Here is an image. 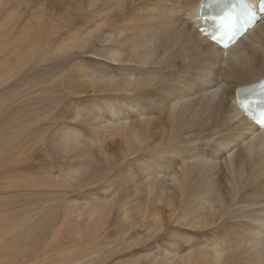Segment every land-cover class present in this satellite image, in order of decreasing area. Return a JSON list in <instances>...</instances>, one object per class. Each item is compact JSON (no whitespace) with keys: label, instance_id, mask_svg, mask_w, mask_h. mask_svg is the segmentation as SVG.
<instances>
[{"label":"bare ground","instance_id":"bare-ground-1","mask_svg":"<svg viewBox=\"0 0 264 264\" xmlns=\"http://www.w3.org/2000/svg\"><path fill=\"white\" fill-rule=\"evenodd\" d=\"M247 1L257 8L260 3ZM120 3L129 12L123 19L135 28L125 27L130 33H123L116 41L118 48L105 54L108 60V55L118 52L116 58L123 67L119 68L120 76L115 72L116 76L110 79V83L116 81L115 85L107 91L105 87L100 89L98 94L103 97L87 111L99 142L87 141L73 128L63 133L65 145L81 149L83 158L95 157L104 166L123 164L132 157L135 164H142L124 169L130 180L123 188V197L128 200L129 210L132 206L131 211L123 207L125 228H131L132 220L126 223L139 196L144 194L141 202L146 200V205L154 207H150L147 219L154 218L161 226L159 231L164 224V210L179 226L216 228L215 238L220 242L214 238V242L204 240L206 244L198 246L193 239L198 253L188 248L189 253L178 264H225L226 257L228 264H264V224L260 228L257 224L264 222V183L256 184L257 180L262 182L258 178L264 174V131L244 117L236 100L249 86L264 80V14L233 47L221 50L199 33L202 24L198 17L205 0L160 1L153 18L147 15V24L136 15L131 0H117ZM35 4L26 3L25 7L62 16L67 13L68 0H35ZM63 25L66 28L70 23ZM112 38L106 30L96 41L104 44ZM88 46L89 41L85 40L83 47ZM84 69L78 75L81 86L97 94L95 80L108 77L104 79L85 66ZM117 137L122 142H115ZM142 153L143 159L137 158ZM140 206L147 211L146 206ZM235 219L248 224L241 229L240 246L228 237L227 228ZM222 221L224 224L218 227ZM92 233L95 229L83 227L77 237ZM96 238L90 241L92 246ZM74 246L72 250L87 252L85 247ZM85 258L70 264H83ZM165 263L171 264L167 260Z\"/></svg>","mask_w":264,"mask_h":264},{"label":"rangeland","instance_id":"rangeland-1","mask_svg":"<svg viewBox=\"0 0 264 264\" xmlns=\"http://www.w3.org/2000/svg\"><path fill=\"white\" fill-rule=\"evenodd\" d=\"M87 1L89 5L85 0H68L67 13L62 16L25 7L26 3L36 5L35 0H0V264H57L62 260L70 264L85 257L83 264H167L166 260L178 264L190 250L198 253L197 243L214 242L216 228L179 226L164 210L159 231L156 220L147 219L154 207L146 205V200L141 202L145 194L139 196L126 223L132 220L131 228H125L123 207L128 208V200L123 188L130 179L124 171L142 164H135L132 157L123 164L104 166L95 157L83 158L81 149L65 145V131L73 128L87 141L99 142L87 111L103 97L98 94L100 89L107 91L115 85V80L110 83L115 72L121 75L118 52L108 55V60L106 52L118 48L116 41L123 33H130L125 27L135 28L123 19L128 11L117 0ZM160 1L131 0V6L147 24V15L153 18ZM64 23L70 25L64 28ZM60 26L64 29L59 30ZM106 30L112 40L97 42ZM85 40L90 46L84 48ZM84 66L108 77L95 80L97 94L86 91L78 80ZM117 138L115 142H122ZM137 158L143 159V153ZM260 176L264 179V174ZM261 177L257 185L264 183ZM230 224L228 237L240 246L241 229L248 224L238 219ZM257 224L260 228L264 222ZM83 227L95 233L79 239ZM76 244L87 252L80 248L74 252L71 246L76 248ZM94 252L97 255H90Z\"/></svg>","mask_w":264,"mask_h":264},{"label":"water","instance_id":"water-1","mask_svg":"<svg viewBox=\"0 0 264 264\" xmlns=\"http://www.w3.org/2000/svg\"><path fill=\"white\" fill-rule=\"evenodd\" d=\"M210 7V1L209 0H205V6L204 9L201 12V16H207L210 13L208 12V8Z\"/></svg>","mask_w":264,"mask_h":264}]
</instances>
